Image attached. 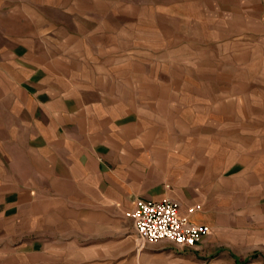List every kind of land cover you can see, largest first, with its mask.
<instances>
[{
    "label": "crops",
    "instance_id": "0c3cea01",
    "mask_svg": "<svg viewBox=\"0 0 264 264\" xmlns=\"http://www.w3.org/2000/svg\"><path fill=\"white\" fill-rule=\"evenodd\" d=\"M211 37L264 96V0H0V264H264V105L166 79ZM167 197L195 246L137 243L128 212Z\"/></svg>",
    "mask_w": 264,
    "mask_h": 264
},
{
    "label": "rangeland",
    "instance_id": "374dc122",
    "mask_svg": "<svg viewBox=\"0 0 264 264\" xmlns=\"http://www.w3.org/2000/svg\"><path fill=\"white\" fill-rule=\"evenodd\" d=\"M216 37H211L210 44L208 46L209 52L208 53H198V54H189L187 52V47L190 45L189 41L183 39L181 41L180 50L181 53L178 56L180 58V71L179 72H167L166 79L171 78H181L184 80H194L196 77H207L212 79V86L215 88L216 92L220 91L223 86H225V81H223L224 77H228L230 79L231 92H245V98H242V107L246 108L248 122H257L260 121L259 116V102L264 105V96H260L258 94V85H257V69L256 73L254 72V68L248 64V58L256 57L255 50L254 52H235L228 51L226 55H224L221 51V45L217 43ZM225 42H228V47L235 46L236 43L234 41V35L229 37H224ZM208 40V39H207ZM202 47V45L200 46ZM250 48V47H249ZM239 54V57L238 55ZM250 54V55H249ZM241 57L240 66L236 68L238 60ZM172 61V57H168ZM195 58L198 59V69H192L194 65ZM178 59L175 57V60ZM247 60V61H245ZM237 61V62H235ZM167 64V63H166ZM170 64V62L168 63ZM226 64H229L227 66ZM192 65V67H191ZM235 65V66H234ZM210 66V68H209ZM244 72V74H243ZM244 81L242 84L241 81ZM264 90V88L262 89ZM260 97V98H258ZM256 252L259 254L264 253V243L258 245ZM215 256H230L229 254H217ZM214 256V257H215Z\"/></svg>",
    "mask_w": 264,
    "mask_h": 264
},
{
    "label": "built area",
    "instance_id": "2783aa9c",
    "mask_svg": "<svg viewBox=\"0 0 264 264\" xmlns=\"http://www.w3.org/2000/svg\"><path fill=\"white\" fill-rule=\"evenodd\" d=\"M198 207L186 211L192 213ZM128 213L140 244L166 241L182 249L195 246L209 232L205 225L187 224L185 216H178L177 204L168 197L157 201L137 199Z\"/></svg>",
    "mask_w": 264,
    "mask_h": 264
}]
</instances>
